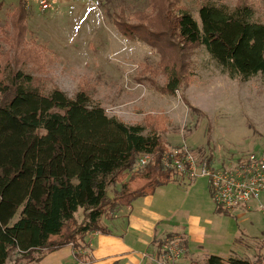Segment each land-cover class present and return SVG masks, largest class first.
<instances>
[{
  "label": "rangeland",
  "instance_id": "374dc122",
  "mask_svg": "<svg viewBox=\"0 0 264 264\" xmlns=\"http://www.w3.org/2000/svg\"><path fill=\"white\" fill-rule=\"evenodd\" d=\"M23 2L24 12L18 8L21 0H0L4 81L22 70L32 74L46 93L58 88L74 97L85 90L93 103L127 123L147 124L149 115L162 117L166 128L159 130L168 149L187 147L198 160L213 158L217 167L264 152V76L233 80L202 46L184 48L169 31L154 43L145 37L169 30L167 23H160L163 13L172 16L183 8L198 16L200 6L208 2L248 5L253 20L264 23V0H49L46 9L39 0ZM120 24L137 30L127 37ZM170 73L180 78L175 93L167 89ZM197 183L187 206L213 218L207 245L217 247L223 256L233 250L231 257L264 264L263 204L241 226L232 217L222 229V221L214 219L217 206L207 179L198 177ZM200 184L208 186L214 208L206 195H200L199 188H204ZM119 189L120 184L112 186L109 195ZM239 226L241 238L231 244ZM82 253L86 254L82 262L88 261L87 249Z\"/></svg>",
  "mask_w": 264,
  "mask_h": 264
},
{
  "label": "trees",
  "instance_id": "16d2710c",
  "mask_svg": "<svg viewBox=\"0 0 264 264\" xmlns=\"http://www.w3.org/2000/svg\"><path fill=\"white\" fill-rule=\"evenodd\" d=\"M23 1L18 8L24 12ZM163 15L160 23H167L169 30L149 32V43L169 31L184 48L204 47L233 80L264 76V23L253 20L250 6L208 2L200 6L198 16L183 8L176 15ZM134 31L122 28L127 37ZM4 79L0 78V264L40 261L69 245L83 264L87 238L110 232L105 218L112 219L160 186L181 184V175L163 162L170 149L159 130L166 128L162 117L149 115L147 124H131L109 115L85 90L74 97L58 88L46 93L22 70ZM179 85L180 78L170 73L167 89L175 93ZM145 156L152 158L142 165ZM202 160L213 163V158ZM117 184L120 189L111 197L109 190ZM218 211L228 212L219 206ZM204 264L255 263L211 255Z\"/></svg>",
  "mask_w": 264,
  "mask_h": 264
},
{
  "label": "crops",
  "instance_id": "0c3cea01",
  "mask_svg": "<svg viewBox=\"0 0 264 264\" xmlns=\"http://www.w3.org/2000/svg\"><path fill=\"white\" fill-rule=\"evenodd\" d=\"M181 176V184L169 183L160 186L152 195L138 198L127 208L121 209L112 219L105 224L110 232H95L87 239L89 242L87 255L88 261L83 264H157L152 257L160 250L159 243L171 236L179 237L181 246L185 249L183 264H202L211 255H218L228 259L233 255H224L217 251V247H209L206 241L210 236L208 229L213 223V218L204 217L201 213L189 208V196L197 188L198 178ZM208 181V180H207ZM209 185V182H208ZM182 186V187H181ZM210 186V185H209ZM201 196L206 195L210 207L214 208L213 200L209 197L205 184H200ZM205 190V192H204ZM183 195V196H182ZM212 195V194H211ZM176 201V202H175ZM263 202V203H262ZM264 206V193L259 201L250 202L235 210L226 212L214 211V219L222 221V229L227 219L234 217L240 226L247 220L249 214L259 205ZM117 226L114 231L109 225ZM235 228L231 244L239 241L237 235L241 227ZM229 228V227H228ZM229 231V230H228ZM226 230L224 229V233ZM247 236V234H244ZM250 236V235H248ZM252 237V236H250ZM228 241V240H227ZM225 241V242H227ZM76 250L72 246H65L59 250L48 253L39 264H74ZM234 256V255H233ZM74 257V258H73ZM33 263V262H24ZM76 264H80L77 260Z\"/></svg>",
  "mask_w": 264,
  "mask_h": 264
},
{
  "label": "built area",
  "instance_id": "2783aa9c",
  "mask_svg": "<svg viewBox=\"0 0 264 264\" xmlns=\"http://www.w3.org/2000/svg\"><path fill=\"white\" fill-rule=\"evenodd\" d=\"M48 1L39 0V3L46 9ZM240 157H236L229 166L224 164L225 166L217 167L218 165L209 164L206 160H198L187 147H179L166 152L163 162L182 177L206 178L216 205L231 211L259 201L264 193V152H251L243 159ZM151 158L145 156L141 159V164L149 163ZM184 253L185 249L177 237L167 238L152 259L157 264H183Z\"/></svg>",
  "mask_w": 264,
  "mask_h": 264
}]
</instances>
